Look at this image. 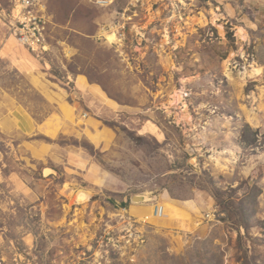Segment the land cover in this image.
Returning <instances> with one entry per match:
<instances>
[{
    "label": "rangeland",
    "instance_id": "374dc122",
    "mask_svg": "<svg viewBox=\"0 0 264 264\" xmlns=\"http://www.w3.org/2000/svg\"><path fill=\"white\" fill-rule=\"evenodd\" d=\"M12 7L0 102L51 132L0 127V264H264V0H41L38 59Z\"/></svg>",
    "mask_w": 264,
    "mask_h": 264
},
{
    "label": "built area",
    "instance_id": "2783aa9c",
    "mask_svg": "<svg viewBox=\"0 0 264 264\" xmlns=\"http://www.w3.org/2000/svg\"><path fill=\"white\" fill-rule=\"evenodd\" d=\"M13 7L7 12H3L1 19L7 24L10 32V38L21 47H24L28 53L34 58H39L43 54H48L51 51V46L48 44L45 28V20L38 12L37 7L41 5V0H11ZM101 6L109 3V0H97ZM160 207L153 211V217L157 216ZM120 211V210H119ZM118 215L117 227L114 231H110L101 236V239L107 240L113 247L119 248L120 243L124 244V249L133 251V246L141 245L144 242V235L138 226L142 225L145 220L137 221L127 215L126 209ZM123 215V216H122ZM120 221V222H119ZM145 224V223H144ZM118 234V235H114ZM119 236V239H114ZM143 237V240H142ZM103 243V242H102ZM128 247V248H127Z\"/></svg>",
    "mask_w": 264,
    "mask_h": 264
},
{
    "label": "crops",
    "instance_id": "0c3cea01",
    "mask_svg": "<svg viewBox=\"0 0 264 264\" xmlns=\"http://www.w3.org/2000/svg\"><path fill=\"white\" fill-rule=\"evenodd\" d=\"M8 102L9 101L4 99V98H2L1 102H0V111H1L0 112V127L10 129L12 126V123H14V124H16L17 129L20 130V132L22 134L27 135V136H31V137H36L39 135H41V136L45 135L44 131H45V133L51 132V131L49 132L47 124L45 125L46 122H44V121L37 122L34 117L33 118L30 117L24 111H22V112L19 111L17 106H14L10 102L9 103ZM6 105L9 107L7 108ZM34 143L36 144L37 142H34ZM38 144H39V142H38ZM36 157H37V159L43 158V156H39V155ZM173 211L175 212L176 215L177 214H178V216L180 215V212L177 208H174ZM165 214H166V212H165Z\"/></svg>",
    "mask_w": 264,
    "mask_h": 264
},
{
    "label": "bare ground",
    "instance_id": "6f19581e",
    "mask_svg": "<svg viewBox=\"0 0 264 264\" xmlns=\"http://www.w3.org/2000/svg\"><path fill=\"white\" fill-rule=\"evenodd\" d=\"M238 35L240 36V37H242V39H246L247 38V35H246V33H245V30L243 29V28H239L238 29ZM112 38V37H111ZM108 39H110V38H108ZM255 72H256V70H255ZM185 96V95H184ZM182 100H183V96H182V94L181 93H178V92H176L174 95H173V106L174 105H177V104H179V103H181L182 102ZM192 163L194 162L193 160L191 161ZM47 173H49V171L48 170H45L44 171V175H47ZM87 198H88V194H86V193H82L80 196H79V200H87ZM132 200H133V202H143V201H149L150 199H149V197L147 196V195H135V196H133L132 197ZM173 206H175V205H173ZM172 205H171V208L173 207ZM162 207V214H161V216H159V214L161 213V211H160V213L159 212H157V219H159V218H162V215H163V217H164V214H165V212H166V209L168 208L167 206H161ZM167 207V208H166ZM176 207V206H175ZM144 211V210H143ZM147 211V210H146ZM138 214V213H137ZM152 216H153V213H152ZM154 219H155V217H153Z\"/></svg>",
    "mask_w": 264,
    "mask_h": 264
},
{
    "label": "water",
    "instance_id": "95a60500",
    "mask_svg": "<svg viewBox=\"0 0 264 264\" xmlns=\"http://www.w3.org/2000/svg\"><path fill=\"white\" fill-rule=\"evenodd\" d=\"M49 170V169H48ZM131 201L133 202L132 198H131Z\"/></svg>",
    "mask_w": 264,
    "mask_h": 264
}]
</instances>
